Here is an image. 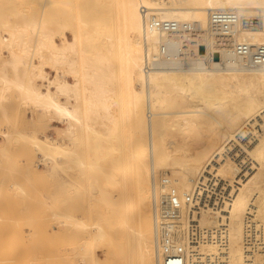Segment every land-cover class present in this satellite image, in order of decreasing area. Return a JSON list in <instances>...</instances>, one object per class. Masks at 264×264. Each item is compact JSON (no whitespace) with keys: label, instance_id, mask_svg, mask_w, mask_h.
I'll use <instances>...</instances> for the list:
<instances>
[{"label":"bare ground","instance_id":"1","mask_svg":"<svg viewBox=\"0 0 264 264\" xmlns=\"http://www.w3.org/2000/svg\"><path fill=\"white\" fill-rule=\"evenodd\" d=\"M238 45L264 46V0H0V154L57 181L42 232L68 242L18 264H177L167 238L182 264H264V65Z\"/></svg>","mask_w":264,"mask_h":264},{"label":"rangeland","instance_id":"2","mask_svg":"<svg viewBox=\"0 0 264 264\" xmlns=\"http://www.w3.org/2000/svg\"><path fill=\"white\" fill-rule=\"evenodd\" d=\"M68 35L71 39L70 34ZM45 69L50 74V77L53 78L55 75L54 71L48 66ZM57 75L61 81L65 79L61 70L58 71ZM14 103L15 105L13 106ZM15 106L16 101L9 103L8 110L12 111L11 108ZM26 115L31 117V110H28ZM1 118L0 114V120ZM53 122L56 128H64L61 122L57 120ZM24 125L22 123L17 124L18 128L24 130L32 129L30 125ZM14 126V124H11L4 128L12 129L16 127ZM45 134L57 136L56 130L50 127L45 130ZM2 141L3 139L0 137V142ZM23 147L22 143L15 144V147L9 153V155H12H10L12 157L11 161H8L5 156L0 154V256L4 255V257L13 258V264L19 263L21 253L25 249L29 250L45 246L66 248L68 245L67 239L63 235L49 238L42 232V229L47 225L51 226L53 233L58 231L57 226L52 221V210L46 208L43 203L47 198L58 197V194L54 191L57 181L42 179L34 170L27 172L25 158L22 156L25 155L23 154ZM13 182L21 184L26 194L18 193L16 187L11 188V184H14ZM55 207H58V204ZM42 219H44V222L41 223ZM60 228L63 229V227ZM99 250L100 257H102L101 250ZM101 264H108V261L102 257Z\"/></svg>","mask_w":264,"mask_h":264},{"label":"built area","instance_id":"3","mask_svg":"<svg viewBox=\"0 0 264 264\" xmlns=\"http://www.w3.org/2000/svg\"><path fill=\"white\" fill-rule=\"evenodd\" d=\"M211 21L212 24L218 27L224 33L232 32L234 25L239 20L238 15L233 11H213L211 12ZM152 24L156 28H161L167 31H175L179 29H189V24H178L174 21H153ZM249 24L252 26H257V23H253L252 20L249 21ZM237 53L249 60L251 66L261 67L264 65V46H250V45H238ZM173 196L171 200V207L173 211L177 210L179 207L178 201ZM171 249V250H170ZM166 253L168 254L169 261L172 259V262L177 264H182V259L178 258L182 254L181 249L175 253H172V246L170 240L166 239Z\"/></svg>","mask_w":264,"mask_h":264}]
</instances>
